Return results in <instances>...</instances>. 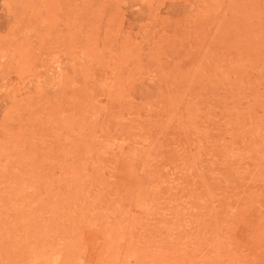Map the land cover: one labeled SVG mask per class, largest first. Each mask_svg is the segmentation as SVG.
Masks as SVG:
<instances>
[{"label": "rangeland", "instance_id": "rangeland-1", "mask_svg": "<svg viewBox=\"0 0 264 264\" xmlns=\"http://www.w3.org/2000/svg\"><path fill=\"white\" fill-rule=\"evenodd\" d=\"M0 264H264V0H0Z\"/></svg>", "mask_w": 264, "mask_h": 264}]
</instances>
